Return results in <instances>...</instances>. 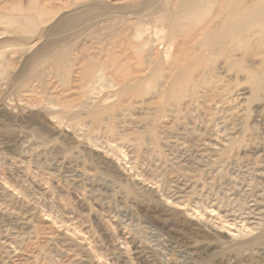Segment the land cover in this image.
I'll return each mask as SVG.
<instances>
[{
	"label": "rangeland",
	"instance_id": "1",
	"mask_svg": "<svg viewBox=\"0 0 264 264\" xmlns=\"http://www.w3.org/2000/svg\"><path fill=\"white\" fill-rule=\"evenodd\" d=\"M166 2L0 0V264H264V27Z\"/></svg>",
	"mask_w": 264,
	"mask_h": 264
},
{
	"label": "bare ground",
	"instance_id": "2",
	"mask_svg": "<svg viewBox=\"0 0 264 264\" xmlns=\"http://www.w3.org/2000/svg\"><path fill=\"white\" fill-rule=\"evenodd\" d=\"M166 4H171L170 6H174L175 8H168L167 17H165L166 21L162 23L163 28L167 29L171 35L176 31L184 34H186L185 31L187 32L188 30L191 32V28L198 26L204 17L207 15L213 16V23L217 24L218 20L216 28L213 30L209 25H205L202 32H210L212 35L216 36L218 44L221 40L227 38V46L229 47L235 46L239 42L247 43L252 32H257L264 27V0H250V2H248V0H167ZM191 6L194 7L193 10ZM32 8L34 12L40 15H45L46 13L45 8L40 5H34ZM124 9L126 10L124 13L125 15H135V13L130 12L133 7L128 6ZM175 16L176 18L182 16L181 19L190 16H196V18L191 26L186 27L179 20H173ZM24 18H26V21L31 19L27 17ZM81 23L82 20L80 18L73 17L63 25H60V33L69 32L80 26ZM127 24L129 25L130 22ZM249 24H251V26L247 27ZM140 33L141 32L138 34ZM215 43L217 44V42ZM53 58L54 61L51 63V67L62 76H68V68L65 64L70 60L69 47L64 46L57 49L53 53ZM84 58L85 57H82V59ZM109 59L111 60L109 64H117L115 58ZM92 62L93 61L90 59H87V61L84 60L86 71H90L93 66H96L95 64H91ZM104 68H99L100 70H98L97 76L103 77L105 75Z\"/></svg>",
	"mask_w": 264,
	"mask_h": 264
}]
</instances>
